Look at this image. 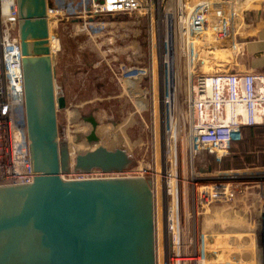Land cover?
Here are the masks:
<instances>
[{
    "label": "built area",
    "instance_id": "2783aa9c",
    "mask_svg": "<svg viewBox=\"0 0 264 264\" xmlns=\"http://www.w3.org/2000/svg\"><path fill=\"white\" fill-rule=\"evenodd\" d=\"M177 1L176 7L166 9L164 0H45L48 49L51 54L56 41L50 21L77 19L81 31L95 35L103 28L100 16L140 12L147 18L150 60L146 66L120 63L119 75L147 79L152 158L134 175L127 169L78 173L83 178L122 175L150 183L155 264H217L199 218L211 206L233 203L243 188L237 180L211 174L205 168L210 156L200 155H214L218 162L242 138L243 126L264 124V73L240 72L234 64L228 71L218 65L208 71L216 51H233L234 60L243 52L233 27L232 0ZM19 22L17 1L0 0V186L32 183L36 177L27 135ZM182 64L186 85L180 102ZM251 238L247 251L238 250L250 255L239 254L238 262L226 255L227 264H264V231L261 237L252 231L237 243L249 245Z\"/></svg>",
    "mask_w": 264,
    "mask_h": 264
},
{
    "label": "water",
    "instance_id": "95a60500",
    "mask_svg": "<svg viewBox=\"0 0 264 264\" xmlns=\"http://www.w3.org/2000/svg\"><path fill=\"white\" fill-rule=\"evenodd\" d=\"M16 1L36 177L0 186V264H155L152 200L143 180L60 177L124 170L132 160L125 149L104 144L72 157L57 142L56 110L66 102L54 83L45 0ZM85 120L87 142L99 143L96 119Z\"/></svg>",
    "mask_w": 264,
    "mask_h": 264
},
{
    "label": "rangeland",
    "instance_id": "374dc122",
    "mask_svg": "<svg viewBox=\"0 0 264 264\" xmlns=\"http://www.w3.org/2000/svg\"><path fill=\"white\" fill-rule=\"evenodd\" d=\"M164 1H166V9H173L178 2L177 0ZM196 1L193 2L196 3ZM258 1L260 0H232L238 11H245ZM234 12L236 13L235 10ZM158 13L160 17L162 11ZM233 16V27L236 29L239 16ZM97 19L98 23H103V28L95 35H88L81 31L77 19L62 20L56 24L49 22L56 36L50 54L54 83L68 87L65 92L67 98L65 101L72 102L63 108L57 106L56 140L59 144L67 145L68 151L72 152V157L102 144L109 149L123 148L132 160L127 170L134 175L136 170L149 163L152 158L149 86L146 78L142 80L121 78L119 64H125L127 67L148 64L150 53L147 49V18L140 12H133L131 15L100 16ZM216 53L212 60L214 63L210 61L207 64H210L212 68L208 70L207 67V70L217 69L216 65L222 66L223 70H230L235 63L234 56L230 59L233 51L224 50L216 51ZM154 59L157 60L156 52ZM216 59H223V63L215 62ZM180 61L182 58L179 56ZM155 67L157 71L155 78L158 81L161 76L158 62ZM178 73L180 81L178 99L183 102L186 85L183 64L178 66ZM92 98H95L93 104L85 105L80 112L75 111L76 115L69 117L70 119L64 117V108L68 111L77 109L76 104ZM88 115L94 117L98 123L99 143H89L86 140V135L91 129V124L85 120ZM253 137L254 143L245 142L247 145L245 151L239 144H234L233 148L225 154L224 158L227 157V159L231 156L233 159L235 154L241 155L235 159L232 167H227L231 159L224 163L223 159L217 162L214 155L207 153L200 155V157L210 156L205 168L210 170L211 174L219 178L237 180L243 188V193L239 194L233 203H219L211 206L199 218V226L208 235L207 243L213 253V262L217 264H227L226 255L233 257L231 259L236 262L240 257L249 256L248 253L241 255L239 251H247L251 247L252 238L251 241L247 240L250 242L249 245L246 241L239 245L237 243L240 240L239 237L244 239L252 231L257 234V230L261 237L264 231V129L257 130ZM252 138H249L248 134H243L242 139ZM60 177L63 180H71L84 176L70 171L68 174H60ZM140 180L146 183L151 198L150 183L144 179ZM228 250L232 251L228 252Z\"/></svg>",
    "mask_w": 264,
    "mask_h": 264
},
{
    "label": "crops",
    "instance_id": "0c3cea01",
    "mask_svg": "<svg viewBox=\"0 0 264 264\" xmlns=\"http://www.w3.org/2000/svg\"><path fill=\"white\" fill-rule=\"evenodd\" d=\"M236 16H239V23L236 25L237 38L242 42L243 52L235 57V70L240 72L264 73V0L256 2L252 7L238 11L233 7ZM67 86L62 85L64 100H67L65 92ZM95 98L85 100V102L76 104L77 109L67 110L64 108V117L70 119L76 112H80L85 105L93 104ZM67 102V101H65ZM71 104L69 101L65 104ZM69 107V106H68ZM80 147V146H79ZM78 149V148H77ZM79 151L80 148H79Z\"/></svg>",
    "mask_w": 264,
    "mask_h": 264
},
{
    "label": "trees",
    "instance_id": "16d2710c",
    "mask_svg": "<svg viewBox=\"0 0 264 264\" xmlns=\"http://www.w3.org/2000/svg\"><path fill=\"white\" fill-rule=\"evenodd\" d=\"M261 129H264V124H262V125H249V126H243L242 128H241V130H242V138H243V134H245V135H247L248 134V137L249 138H252L255 134H256V132H257V130H261ZM240 139V140H238V141H235L232 145H231V149L233 148L232 146L234 145V144H239V146H242L243 148H242V150L243 151H245L246 150V147H247V145H246V143L245 142H252V143H254L255 142V139H254V137L252 138V139H245V140H243V139ZM230 149V150H231ZM245 153V152H244ZM246 155V154H245ZM238 157H241V155L240 154H235V156H234V158L233 159H231L232 158V156L231 157H229V159H231V161H230V164H227V167H232L233 166V162L235 161V159H238ZM223 159V161H224V163H225V161L226 160H229V159H227V157H223L222 158ZM227 169V168H226Z\"/></svg>",
    "mask_w": 264,
    "mask_h": 264
},
{
    "label": "flooded vegetation",
    "instance_id": "af4514ba",
    "mask_svg": "<svg viewBox=\"0 0 264 264\" xmlns=\"http://www.w3.org/2000/svg\"><path fill=\"white\" fill-rule=\"evenodd\" d=\"M122 178H128V179H136V178H133V177H129V176H122V175H120V176H116V175H111V176H103V178H98V179H100V180H103V179H106V180H120V179H122ZM138 179V178H137ZM145 187H147L146 186V183H145V185H144ZM143 186V187H144Z\"/></svg>",
    "mask_w": 264,
    "mask_h": 264
},
{
    "label": "bare ground",
    "instance_id": "6f19581e",
    "mask_svg": "<svg viewBox=\"0 0 264 264\" xmlns=\"http://www.w3.org/2000/svg\"><path fill=\"white\" fill-rule=\"evenodd\" d=\"M71 155H72V152H71ZM62 176V175H61Z\"/></svg>",
    "mask_w": 264,
    "mask_h": 264
}]
</instances>
